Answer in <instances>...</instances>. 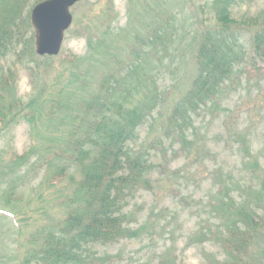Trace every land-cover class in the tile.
I'll list each match as a JSON object with an SVG mask.
<instances>
[{
    "label": "rangeland",
    "instance_id": "374dc122",
    "mask_svg": "<svg viewBox=\"0 0 264 264\" xmlns=\"http://www.w3.org/2000/svg\"><path fill=\"white\" fill-rule=\"evenodd\" d=\"M109 1L80 0L70 7L72 21L59 52L37 56L42 73L34 85L25 69L28 59L14 54L0 58V74L11 69L14 93L27 101L44 87L65 83L68 72L62 61L74 54L83 57L79 68L97 72L89 77L92 88L108 74L123 87L131 86L135 102L144 88H153L156 106L130 142L133 153L144 152L149 160V186L122 202L125 225L138 235L91 245L98 259L92 264H214V258L222 257L218 246L194 240L219 221L210 200L224 184L230 189L235 182L258 187L264 179V66L255 68L247 57L220 93L192 113L181 143L167 118L196 74L192 36L195 29L214 23L212 0H111L112 7ZM262 12L264 0L240 2L230 10L239 22ZM248 32L250 27L241 43L250 53ZM87 36L102 39L101 46L91 50ZM129 61H136L138 69L124 79L118 73ZM42 128L20 119L0 131V264H20L34 248L37 229L60 219L63 200L71 193L66 179L43 183L45 173L33 158L13 162L29 149L31 134Z\"/></svg>",
    "mask_w": 264,
    "mask_h": 264
},
{
    "label": "trees",
    "instance_id": "16d2710c",
    "mask_svg": "<svg viewBox=\"0 0 264 264\" xmlns=\"http://www.w3.org/2000/svg\"><path fill=\"white\" fill-rule=\"evenodd\" d=\"M39 1L0 0V58L14 54L28 59L25 69L33 85L42 73V59L35 53L29 12ZM246 1L250 0H212L214 23L193 32L191 56L196 74L167 118L181 143L186 142L184 131L192 113L220 93L247 57L254 60L255 68L264 66V12L241 22L231 17V7ZM249 27L250 53L241 43ZM162 32L155 31L154 37L160 38ZM101 44L102 39L87 36L91 50ZM89 58L88 62L96 63ZM82 60L74 54L66 57L62 61L68 72L65 83L44 87L27 101L14 93L13 71L0 74V131L20 119L31 127H43L31 134L29 149L13 162L33 158V165L45 173L43 183L66 179L71 188L60 219L37 229L34 248L20 264H92L98 259L90 252L91 245L138 235L125 225L122 202L149 186V160L144 152L133 153L130 142L154 110L156 93L146 87L135 102L131 86L123 87L109 74L92 88L89 77L95 78L97 72L79 68ZM122 69L118 75L130 78L138 65L129 61ZM253 162L258 168V161ZM260 182L258 187L235 182L232 190L224 184L210 200L212 214L219 221L200 230L194 240L218 246L222 257L214 258V264H264V179Z\"/></svg>",
    "mask_w": 264,
    "mask_h": 264
},
{
    "label": "water",
    "instance_id": "95a60500",
    "mask_svg": "<svg viewBox=\"0 0 264 264\" xmlns=\"http://www.w3.org/2000/svg\"><path fill=\"white\" fill-rule=\"evenodd\" d=\"M80 0H41L29 12L34 34V49L39 56H54L59 52L64 32L70 26V7Z\"/></svg>",
    "mask_w": 264,
    "mask_h": 264
}]
</instances>
